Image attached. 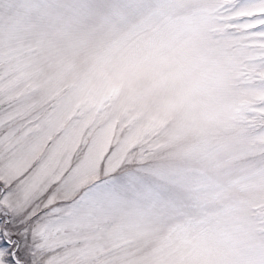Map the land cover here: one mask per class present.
Here are the masks:
<instances>
[{"label": "snow or ice", "instance_id": "obj_1", "mask_svg": "<svg viewBox=\"0 0 264 264\" xmlns=\"http://www.w3.org/2000/svg\"><path fill=\"white\" fill-rule=\"evenodd\" d=\"M0 264H264V0H0Z\"/></svg>", "mask_w": 264, "mask_h": 264}]
</instances>
